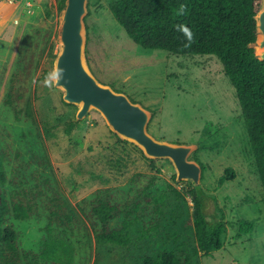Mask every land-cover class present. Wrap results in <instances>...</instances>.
<instances>
[{"label": "rangeland", "instance_id": "374dc122", "mask_svg": "<svg viewBox=\"0 0 264 264\" xmlns=\"http://www.w3.org/2000/svg\"><path fill=\"white\" fill-rule=\"evenodd\" d=\"M112 1L89 0L90 69L101 82L155 112L148 130L158 139L199 145L190 158L206 167L200 185L226 212L223 247L194 256L193 264H264V193L237 91L222 63L214 55L143 47L115 18ZM62 7L58 0H0V164L8 176L3 188L18 182L29 189L40 185L45 192L39 214L16 222L22 246L37 249L52 219L51 226L72 248L58 264H137L143 254L178 246L191 252L195 239L185 221L193 210L187 189L194 184L177 180L173 161L153 158V167L135 142L118 141L99 110L78 119L79 106L65 101L60 87L31 85L34 74L42 81L55 64ZM14 79L21 93L18 108L29 105V112L18 114L4 100ZM230 168L236 177L221 183ZM145 185L152 195L165 196L159 233L142 238L138 221L130 227L127 245L98 244L95 227L80 209L91 205L85 199L100 189L128 197ZM215 206L213 201L208 208L213 218L219 216ZM243 219L254 220L255 227L239 236Z\"/></svg>", "mask_w": 264, "mask_h": 264}, {"label": "trees", "instance_id": "16d2710c", "mask_svg": "<svg viewBox=\"0 0 264 264\" xmlns=\"http://www.w3.org/2000/svg\"><path fill=\"white\" fill-rule=\"evenodd\" d=\"M64 3L65 0H58L59 8ZM181 4L186 5L188 11L186 15L177 16L174 13ZM260 6L261 0H114L109 7L133 40L145 48H160L177 55L209 54L220 60L223 72L231 79L237 91L264 193V60L259 59L254 48L249 45L257 37L255 14ZM179 23H186L195 34V43L190 48L183 47L184 37L174 28ZM87 27L89 32V25ZM19 99L21 93L17 91L14 79L4 100L14 106L18 114L23 110L18 108ZM23 111L29 112V105ZM116 136L119 142L129 143ZM141 153L146 157L143 150ZM148 159L152 160L155 167L156 159ZM201 164L204 171L206 167ZM235 177L233 169H226L220 181L224 183ZM7 180L8 176L1 163L0 264L62 262L63 255L70 254L72 248L66 244L56 227L51 226L52 219L46 225V235L42 237L37 249L22 246L21 230L16 224L17 220H28L36 213L39 214V197L44 201V190L40 185L36 189H29L19 186L18 182L15 187L3 188ZM149 188V185L139 187L137 194L123 198L111 193L109 189H104L103 194L100 189L90 201L85 199L91 205H80V209L95 227L98 244L127 245L131 241L130 227L138 221L143 223L140 232L142 238H152L159 233L158 218L163 213L165 196L152 195ZM174 190L178 197L182 196L178 189ZM187 195L193 201L192 213L185 221V226L193 229L195 243L192 251L183 246L163 249L156 254H143L137 264H193L194 256L211 254L223 247L228 221L216 195L205 190L202 185L190 184ZM213 201L219 215L215 218L208 213ZM180 205V202L176 203V206ZM52 213L60 214L55 209H52ZM239 224V236L251 233L255 227V221L251 219H243Z\"/></svg>", "mask_w": 264, "mask_h": 264}, {"label": "water", "instance_id": "95a60500", "mask_svg": "<svg viewBox=\"0 0 264 264\" xmlns=\"http://www.w3.org/2000/svg\"><path fill=\"white\" fill-rule=\"evenodd\" d=\"M88 13L89 0H65L60 11V47L54 65L66 69L65 78L57 86L62 89L64 100L79 106L78 119L84 118L92 109L99 110L114 132L135 142L146 156L170 158L177 170V180L200 185L202 164L190 158L199 145L158 139L148 130L153 111L134 101L125 91L101 82L90 69L86 55ZM255 18L257 37L249 45L254 48L256 56L264 60V0H261Z\"/></svg>", "mask_w": 264, "mask_h": 264}, {"label": "clouds", "instance_id": "9594fccd", "mask_svg": "<svg viewBox=\"0 0 264 264\" xmlns=\"http://www.w3.org/2000/svg\"><path fill=\"white\" fill-rule=\"evenodd\" d=\"M187 6L181 4L179 9L175 11V15L183 16L187 14ZM176 31L180 32L183 37V47L190 48L193 43H195V34L192 29L186 23H179L174 25ZM66 69L60 68L58 65H54L52 70L45 74L44 79L39 80V73H36L31 78V85L37 86L38 84L47 87L49 89H53L60 84V81L65 78Z\"/></svg>", "mask_w": 264, "mask_h": 264}]
</instances>
